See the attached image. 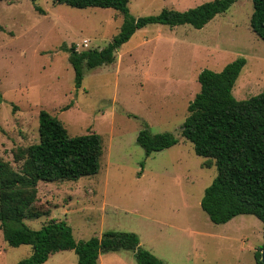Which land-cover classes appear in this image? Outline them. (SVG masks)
Returning <instances> with one entry per match:
<instances>
[{"label": "rangeland", "instance_id": "374dc122", "mask_svg": "<svg viewBox=\"0 0 264 264\" xmlns=\"http://www.w3.org/2000/svg\"><path fill=\"white\" fill-rule=\"evenodd\" d=\"M215 0H131L138 19L164 9L187 11ZM253 0H237L203 29L152 25L116 52L113 64L84 69L81 88L63 50H102L120 33L123 15L113 9H76L52 0L0 2V161L16 171L19 149L39 143V115L56 116L71 136L96 133L103 142L97 175L78 181L40 182L36 209L24 224L40 231L64 221L77 242L108 231L135 233L164 264H256L264 224L239 216L216 225L201 201L217 177L215 166L181 138L188 107L200 92L198 76L220 73L245 59L233 89L238 101L264 93V41L251 29ZM89 47L82 48L84 41ZM180 142L146 156L142 130ZM31 246L12 248L0 228V264H18ZM45 264H78L74 251ZM99 264H137L131 251L101 254Z\"/></svg>", "mask_w": 264, "mask_h": 264}, {"label": "trees", "instance_id": "16d2710c", "mask_svg": "<svg viewBox=\"0 0 264 264\" xmlns=\"http://www.w3.org/2000/svg\"><path fill=\"white\" fill-rule=\"evenodd\" d=\"M52 1L76 9H113L123 15L120 33L106 48L79 52L75 45L64 46L75 71V85L81 88L85 67L113 64L118 49L138 31L152 25H187L200 30L226 13L237 0H215L187 11L164 9L159 15L138 19L130 14L131 0ZM253 7L250 26L264 41V0H253ZM245 65L246 60L239 59L220 73L201 72L200 92L190 103L181 128V138L193 144L197 156L206 159V168H217V177L201 201L202 210L216 225L227 224L239 216H253L264 224V93L244 101L236 100L232 94ZM179 142L171 134L154 135L148 129L137 138L147 157ZM102 155L100 135L71 136L56 116L41 111L39 143L15 154L21 169L16 171L9 163L0 161V228L4 241L12 248L32 247V255L18 264H45L53 255L67 251L76 253L78 264H99L101 254L120 251L133 252L137 264H164L142 247L135 233L108 231L100 238L77 242L64 221L53 220L40 231L24 224L25 220L47 215L35 206L40 182L78 181L95 176L100 171ZM263 248L264 243L254 253L256 264H262Z\"/></svg>", "mask_w": 264, "mask_h": 264}, {"label": "water", "instance_id": "95a60500", "mask_svg": "<svg viewBox=\"0 0 264 264\" xmlns=\"http://www.w3.org/2000/svg\"><path fill=\"white\" fill-rule=\"evenodd\" d=\"M260 262H261L262 264H264V248H263V250L261 251Z\"/></svg>", "mask_w": 264, "mask_h": 264}, {"label": "built area", "instance_id": "2783aa9c", "mask_svg": "<svg viewBox=\"0 0 264 264\" xmlns=\"http://www.w3.org/2000/svg\"><path fill=\"white\" fill-rule=\"evenodd\" d=\"M89 47V43L88 41H84L83 44H82V48H88Z\"/></svg>", "mask_w": 264, "mask_h": 264}]
</instances>
